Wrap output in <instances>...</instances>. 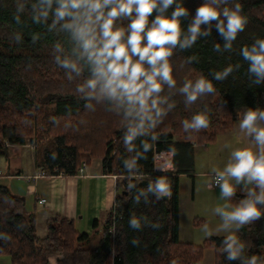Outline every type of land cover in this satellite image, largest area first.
Listing matches in <instances>:
<instances>
[{
  "label": "trees",
  "instance_id": "16d2710c",
  "mask_svg": "<svg viewBox=\"0 0 264 264\" xmlns=\"http://www.w3.org/2000/svg\"><path fill=\"white\" fill-rule=\"evenodd\" d=\"M205 0H176L165 12L170 16L177 4L188 9L180 17L181 34L168 57L176 85L164 86L160 94L164 111L147 121L129 143L124 137L130 118L125 117L118 103L105 95L89 96V89L79 91L90 77L87 67L81 74L64 68L61 60L78 59L76 40L64 21L54 24V11L37 22V0H0V152L4 141L16 146L40 135L45 120L53 137L44 150V162L51 174L76 175L83 162L103 159L106 172L118 177L114 208L102 226L99 244L90 247V237L78 232L74 222L56 217L47 222V236L37 235V214L26 209L25 200L0 185V256L12 264H202L206 249L214 250L215 264H248L252 256L264 264V215L237 227L238 249L229 258L225 238L212 237L202 245L182 242L180 232L179 175L194 171L193 143L208 145L226 133L242 110L264 111V78L250 71L251 61L242 49L264 39V0H218L213 3L221 13L216 19L203 22L201 33L183 48L180 42L189 37L196 11ZM245 17V25L229 43L217 27L225 8ZM34 6H36L34 8ZM57 5L53 3L54 10ZM22 9V10H21ZM157 15L154 10L149 22ZM127 18H118L114 27H126ZM35 37V39H34ZM59 44L60 49L54 48ZM217 45L219 47H217ZM231 67L220 79L215 74ZM204 77L213 84L212 92L198 95L194 102L180 91L184 83ZM54 106L50 110L47 107ZM171 105V107H169ZM197 113L208 118L207 128H184ZM183 136V141H175ZM258 154L264 146L258 143ZM173 153L175 172L155 169L156 152ZM147 178L155 196L146 194L132 178ZM168 184L169 198L155 189L157 181ZM260 194L255 181L246 193L234 192L232 205ZM257 207L264 209V204ZM135 219L139 227H133ZM98 222H95L97 227ZM115 228L111 233V229ZM135 241V243H134ZM235 247V246H234ZM58 259L52 263V257Z\"/></svg>",
  "mask_w": 264,
  "mask_h": 264
},
{
  "label": "clouds",
  "instance_id": "9594fccd",
  "mask_svg": "<svg viewBox=\"0 0 264 264\" xmlns=\"http://www.w3.org/2000/svg\"><path fill=\"white\" fill-rule=\"evenodd\" d=\"M176 0H37L39 12L34 16L37 22L47 18L49 11H54V24L64 21V28L71 29L76 40L78 59L84 64L65 58L57 61L64 68H70L78 75L87 67L90 77L79 86L83 92L89 89L87 95L99 93L116 101L123 110L125 117L130 118L125 134V143L131 142L144 128L147 121L154 120L164 109L160 105L164 97L160 94L164 86L173 88L176 80L168 57L172 55V47L178 42L181 34L180 17L187 15L188 9L177 4L170 16L166 10ZM215 0H205L197 8L194 22L188 28L191 35L180 42L181 48L190 45L201 33L200 25L216 19L221 15L213 6ZM55 3L57 6L52 9ZM36 6H34L35 8ZM22 10V9H21ZM154 10L157 15L149 22V16ZM222 15L227 18L225 24L220 20L217 27L228 38L225 47H231L230 41L235 38L238 30L245 25V17L240 13V5L235 10L225 8ZM118 18H127L126 27H114ZM35 39V37H34ZM217 47H219L217 45ZM59 50L60 45H54ZM242 55L250 60V71L258 74V80L264 78V39L257 40L249 50L242 49ZM232 69L226 68L215 74L216 79L226 76ZM214 90L211 81L200 77L193 84L191 80L184 83L180 91L187 94V101L194 102L198 95ZM171 107V105H169ZM264 121V111L248 110L240 119L239 127L246 133L254 134V139L264 146V127L257 124ZM208 118L203 113L195 114L190 121L184 122V128H207ZM216 183L219 184L222 197H231L235 192L230 178H235L237 184L241 179L246 183L255 181L260 188V194L249 191V198L243 199L237 205L227 202L214 209L223 220V226L236 223L243 226L264 215V209L257 207L264 204V151L254 153L250 148H237L232 151L229 162L224 169L216 170ZM155 189L160 195L168 194V184L157 181ZM133 227H139L138 222L131 221ZM135 243V241H134ZM235 246V247H234ZM237 237L229 235L226 238V248L231 250L229 258H235L238 249ZM248 264H257V257L252 256Z\"/></svg>",
  "mask_w": 264,
  "mask_h": 264
},
{
  "label": "crops",
  "instance_id": "0c3cea01",
  "mask_svg": "<svg viewBox=\"0 0 264 264\" xmlns=\"http://www.w3.org/2000/svg\"><path fill=\"white\" fill-rule=\"evenodd\" d=\"M238 120L239 118L231 123L227 133H237L245 147L256 144V151L258 154L259 147L258 142L254 139V134L246 133L245 130H242L239 127L240 122ZM257 124L264 127V121L262 120H258ZM179 141L183 140L181 139ZM198 146L199 145L193 143V173L179 175V180L182 176H186L192 180V200L195 199L197 175L208 174L195 172ZM12 153L14 155V172L7 176H4L2 172V174H0V185L9 189L10 192H13V195L23 198L27 211L36 212L38 237L44 238L47 236V222L49 220L56 217H63L73 221L76 230L87 234L90 237V244L94 247L97 246L102 237V226L106 222L108 213L115 206L118 184V177L106 172L104 160L98 158L91 159L83 175L59 174L50 177L36 178L41 169H45L50 173L48 166H46L44 162V150L37 152L30 144L22 146L12 145L6 152L4 151L3 155H0V159H9ZM165 155L166 156L163 157L160 162H156L155 169L165 173L175 172L173 153L166 151ZM0 169L3 170L1 166ZM216 174L217 173H213L211 177L213 178ZM214 189L216 191L214 209L216 208V204L217 207L222 206L226 202L229 204L230 197L221 196L220 186ZM167 196L169 198L168 194ZM41 199H46L47 202L41 203ZM184 201L185 199H182L180 194V218ZM213 213L217 220L221 218L219 214ZM96 221L98 222L97 227L95 225ZM223 232L224 231L217 230V232L209 235L210 237H208V239L212 237L226 239L227 235ZM182 236L180 225V241L194 244L193 241H185ZM212 253L214 257L212 264H215L214 250L207 249L205 256H209ZM57 259V256L52 257V263H55ZM0 264L12 263L9 257L0 256Z\"/></svg>",
  "mask_w": 264,
  "mask_h": 264
},
{
  "label": "rangeland",
  "instance_id": "374dc122",
  "mask_svg": "<svg viewBox=\"0 0 264 264\" xmlns=\"http://www.w3.org/2000/svg\"><path fill=\"white\" fill-rule=\"evenodd\" d=\"M217 1L218 0H215V2ZM52 108H54V106L51 105L45 110H50ZM245 113V110L240 111V116L238 117L239 122ZM49 122L50 120H45L42 123V127L40 128V135L33 137L27 141V144H30L32 147H34L37 152L45 150L46 147H50V145L52 144L53 137L49 134V127H47V123ZM227 132L219 135L215 142H212L208 145L198 146L196 153L195 172L208 174L197 175V189L194 200H192V180L186 176H182L180 178V194L181 198L185 199L183 211L180 218V225L183 235L182 237L185 241H193L196 246L202 245L208 239V237H210L209 235L217 232V230L224 231L223 233L227 236L235 235L237 237L236 223H230L228 227H224L222 218H219L217 220L216 216H214L213 213L215 212L213 209L215 207L214 204L216 191L212 187L213 178L211 176L213 175V173H217L216 170L222 171L224 169L226 164L229 162L232 151L237 148H245L237 133ZM181 139L183 140V136L174 137L175 141H179ZM194 143L197 144L196 142ZM10 147H12V144L5 140L4 147L1 148L0 155H3L4 151ZM247 148H250L254 153L257 154L256 144ZM0 166L3 169L2 172L4 173V176L13 173V153L10 154L9 159L1 158ZM137 179L141 181L147 178L137 177ZM229 182L233 184L235 192L238 194L246 193L252 184V182L246 183L245 179H241L240 183L237 184L235 182V178H230ZM229 204L232 205L230 200ZM91 246L94 247L92 244H90V247ZM206 251L207 249L205 250V252ZM205 252L202 264H212L214 258L213 253L209 256H205Z\"/></svg>",
  "mask_w": 264,
  "mask_h": 264
},
{
  "label": "built area",
  "instance_id": "2783aa9c",
  "mask_svg": "<svg viewBox=\"0 0 264 264\" xmlns=\"http://www.w3.org/2000/svg\"><path fill=\"white\" fill-rule=\"evenodd\" d=\"M166 151H163V152H156L155 155H154V162L156 164V162H160V160L165 157L166 155ZM88 167V163L87 162H83L82 165L80 166V168L78 169V172H77V175H83L86 171ZM0 174H2V170L0 169ZM55 175H59V174H51V173H48L45 169H41L39 171V173L37 174L36 178H39V177H47V176H55ZM215 177L216 175L213 176V182H212V187L213 188H217L219 187V184L216 183L215 181ZM41 203H46L47 200L46 199H41L40 200ZM115 230V228H112L111 229V233H113Z\"/></svg>",
  "mask_w": 264,
  "mask_h": 264
},
{
  "label": "water",
  "instance_id": "95a60500",
  "mask_svg": "<svg viewBox=\"0 0 264 264\" xmlns=\"http://www.w3.org/2000/svg\"><path fill=\"white\" fill-rule=\"evenodd\" d=\"M5 152H6V150H5ZM132 182H137L144 189V191L146 192L147 195H149L151 197L155 196V190H154L153 184L150 180L143 179V180L139 181L137 178L134 177V178H132ZM162 197L164 199H168L167 195H163Z\"/></svg>",
  "mask_w": 264,
  "mask_h": 264
}]
</instances>
